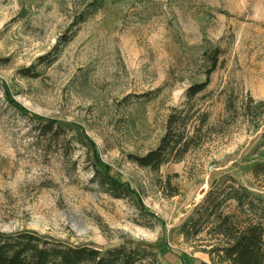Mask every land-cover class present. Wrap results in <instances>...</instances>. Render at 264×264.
I'll use <instances>...</instances> for the list:
<instances>
[{"label": "rangeland", "instance_id": "obj_1", "mask_svg": "<svg viewBox=\"0 0 264 264\" xmlns=\"http://www.w3.org/2000/svg\"><path fill=\"white\" fill-rule=\"evenodd\" d=\"M174 110L189 137L200 128L194 148L139 166ZM261 162L264 0H0L1 233L139 248L140 264H235L250 212L225 195L264 199ZM98 170L132 193L115 197Z\"/></svg>", "mask_w": 264, "mask_h": 264}, {"label": "trees", "instance_id": "obj_2", "mask_svg": "<svg viewBox=\"0 0 264 264\" xmlns=\"http://www.w3.org/2000/svg\"><path fill=\"white\" fill-rule=\"evenodd\" d=\"M29 72L30 69H26L23 73L29 75L27 74ZM206 87L207 83L193 86L189 89L188 96L192 98L205 90ZM32 117L36 118L47 130L54 126L59 131H64L67 128L55 119H49L48 123L44 124L45 118L36 114H33ZM184 120L183 113L174 110L169 116L167 132L161 139L159 146L144 156H133V160L139 166L153 170L173 160H181L188 150L194 148L195 140L200 136V128L193 127L195 132L193 131L194 134L189 137V131L186 129ZM254 171L260 174L264 173V162L256 165ZM98 173L102 174L99 170ZM102 176L103 184H108L109 188L115 191V197H121L120 194H116L118 191L132 193L127 185L117 179L110 178L106 174H102ZM219 196V193L211 191L205 197L204 203L211 208H217L222 203L221 201L216 202ZM225 196L226 199H233L237 202L243 213L249 211L251 215L255 216L254 219L248 214L247 225L245 224L246 226L240 230L241 235L234 245L227 249L228 254L232 256L235 264H263L264 199L253 195L247 188L232 186ZM228 219L230 220V217L222 218L221 224L228 223ZM183 232L187 235L186 230ZM141 252L142 250L139 248H127L125 246L105 250L88 245L76 247L55 240L52 241L38 233L27 230L11 234L0 232V264H137L141 260L139 258ZM143 253H146V250H143Z\"/></svg>", "mask_w": 264, "mask_h": 264}, {"label": "crops", "instance_id": "obj_3", "mask_svg": "<svg viewBox=\"0 0 264 264\" xmlns=\"http://www.w3.org/2000/svg\"><path fill=\"white\" fill-rule=\"evenodd\" d=\"M174 263L175 264H209L207 263L206 260L203 259V257L199 255H189V254L188 255L181 254L180 256L177 255L176 259L174 260Z\"/></svg>", "mask_w": 264, "mask_h": 264}]
</instances>
